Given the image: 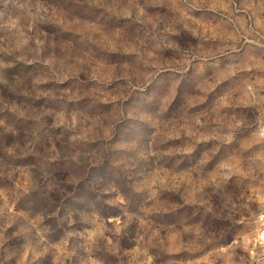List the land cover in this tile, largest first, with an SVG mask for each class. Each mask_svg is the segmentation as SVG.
<instances>
[{
  "label": "rangeland",
  "instance_id": "1",
  "mask_svg": "<svg viewBox=\"0 0 264 264\" xmlns=\"http://www.w3.org/2000/svg\"><path fill=\"white\" fill-rule=\"evenodd\" d=\"M90 2L0 0V264H264V0Z\"/></svg>",
  "mask_w": 264,
  "mask_h": 264
},
{
  "label": "clouds",
  "instance_id": "2",
  "mask_svg": "<svg viewBox=\"0 0 264 264\" xmlns=\"http://www.w3.org/2000/svg\"><path fill=\"white\" fill-rule=\"evenodd\" d=\"M5 2V6H7V4L9 3V0H4ZM77 3L81 5V10L83 11H88V12H92V14L94 15H99L101 22L105 23V24H111L113 22H115L114 17L112 16H106L103 15L102 13H98V12H93L92 9V5L90 0H77ZM85 5H87V7H84ZM4 15V13L0 12V17H2ZM105 50L104 49H99L100 53H103ZM108 51H112V50H108ZM162 81H156L154 83H149L144 85L140 90H139V95H135V96H129L128 98V103L129 104H147V103H151L154 101V94L153 91H149L150 88H155L158 86L162 85ZM112 86H115V84H113Z\"/></svg>",
  "mask_w": 264,
  "mask_h": 264
},
{
  "label": "built area",
  "instance_id": "3",
  "mask_svg": "<svg viewBox=\"0 0 264 264\" xmlns=\"http://www.w3.org/2000/svg\"><path fill=\"white\" fill-rule=\"evenodd\" d=\"M255 244L264 254V212L260 213L258 216V229L255 237Z\"/></svg>",
  "mask_w": 264,
  "mask_h": 264
}]
</instances>
